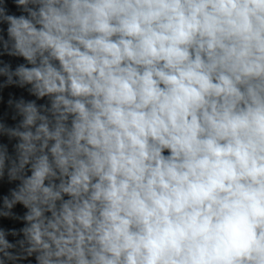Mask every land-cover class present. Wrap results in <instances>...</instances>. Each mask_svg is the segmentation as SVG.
Segmentation results:
<instances>
[{"label":"clouds","instance_id":"1","mask_svg":"<svg viewBox=\"0 0 264 264\" xmlns=\"http://www.w3.org/2000/svg\"><path fill=\"white\" fill-rule=\"evenodd\" d=\"M0 264H264V0H0Z\"/></svg>","mask_w":264,"mask_h":264}]
</instances>
